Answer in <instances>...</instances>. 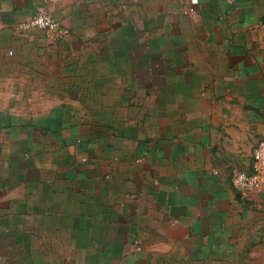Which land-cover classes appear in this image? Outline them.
<instances>
[{
	"label": "crops",
	"instance_id": "1",
	"mask_svg": "<svg viewBox=\"0 0 264 264\" xmlns=\"http://www.w3.org/2000/svg\"><path fill=\"white\" fill-rule=\"evenodd\" d=\"M263 137L264 0H0V264H264Z\"/></svg>",
	"mask_w": 264,
	"mask_h": 264
},
{
	"label": "built area",
	"instance_id": "2",
	"mask_svg": "<svg viewBox=\"0 0 264 264\" xmlns=\"http://www.w3.org/2000/svg\"><path fill=\"white\" fill-rule=\"evenodd\" d=\"M185 2V0H177ZM39 28L55 40L65 41L71 36V31L50 12L40 10L29 20L18 24L21 31L29 28ZM264 183V137L254 147L251 166L247 170H238L232 176V185L241 196H247L253 190L259 189Z\"/></svg>",
	"mask_w": 264,
	"mask_h": 264
}]
</instances>
